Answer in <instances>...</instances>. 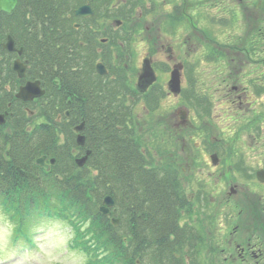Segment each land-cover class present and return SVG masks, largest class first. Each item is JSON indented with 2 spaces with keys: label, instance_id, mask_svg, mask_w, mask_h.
I'll return each mask as SVG.
<instances>
[{
  "label": "trees",
  "instance_id": "obj_1",
  "mask_svg": "<svg viewBox=\"0 0 264 264\" xmlns=\"http://www.w3.org/2000/svg\"><path fill=\"white\" fill-rule=\"evenodd\" d=\"M80 3L62 0L66 41L58 30L61 0H19L0 21V42L6 33H17L28 59L26 77L39 79L45 89L37 112L44 121L33 127L36 115L14 97L19 81L13 55L0 46V113L7 112L0 126V205L25 237L28 218L68 221L72 245L85 252L87 264H200L203 232L179 225L187 197L172 157L176 139L158 120L138 129L141 122L127 104L134 91L117 58L115 64L107 58L106 76L96 74L93 50L74 42L75 30L67 23L66 13ZM46 38L49 47L38 44ZM214 51L211 46V57ZM80 120L90 151L81 167L75 159L83 149L73 130ZM148 133L159 143L146 139ZM43 154L55 159L48 171L35 163ZM107 194L115 201L117 226L98 211Z\"/></svg>",
  "mask_w": 264,
  "mask_h": 264
},
{
  "label": "rangeland",
  "instance_id": "obj_2",
  "mask_svg": "<svg viewBox=\"0 0 264 264\" xmlns=\"http://www.w3.org/2000/svg\"><path fill=\"white\" fill-rule=\"evenodd\" d=\"M252 1L244 0V5L253 6L250 8L252 25L258 26L263 16L261 3L257 2L256 4L252 3ZM92 4L97 10L98 21L104 22L106 26L109 19L111 21L113 17L120 18L117 14L121 11L132 9V17L129 19L127 31L122 36L119 35V37L129 46L132 36L131 51L134 60L132 61L133 68L131 72L134 78L141 65L140 59L144 53H149L156 49V44L152 43L150 45L141 41L144 35V32H141L142 27L149 25L155 31L156 26H159L160 21H163L165 17L157 13L144 16L149 20L146 23L144 17H140L142 7L137 4L134 5V1L95 0ZM227 4L232 6L233 2L228 0ZM108 10L112 13L109 19L106 18ZM213 13L220 14L217 11H213ZM242 19L246 20V16ZM162 25L163 23H161ZM195 30L198 31V28H195ZM118 31L120 32L121 28ZM226 34H220V37L223 40H228ZM161 38L163 41L167 39L163 36ZM183 38L184 35L180 37L179 42ZM194 45L192 40L187 38L184 50L191 49ZM224 47L227 46L224 45ZM229 47L233 50L234 46ZM163 54L157 53L155 56L161 58ZM87 59L88 65H91L92 57H87ZM207 60L208 57L204 56L203 60L197 63L198 73L196 72V75L198 77L196 87L205 95L204 97H207L209 111L208 113H203L204 108L202 106H199L194 111L196 107L194 103L192 109L190 108L191 119H193L194 124L203 128L210 140L221 139L217 141L219 153L225 152V154H229V152H232L234 154L233 162L242 159L246 166L245 170L250 177L246 179L244 177L245 174L237 171L229 173L227 169L229 168L230 158L228 156L225 159L223 157L224 162L218 167L209 165V156L200 152V149L194 145L195 142H201V135L194 136V142H191V140L189 143L186 142L187 144H182L181 141L183 139L187 140L191 131L184 128L173 129L171 125L175 120V117L171 116L175 107L173 98L167 97L160 101L161 109L159 113H152L148 116L147 122H150L151 124L149 125L152 126L154 121L158 119L160 127L164 128V124L167 125L166 128H170L169 133L176 138V143H173L172 152L174 155L172 157L183 158L181 176L184 189L182 191L187 199H190V203L187 202L185 208L180 211V224L182 226L187 224L191 228H194L193 225H195L203 232L204 240L198 255L200 258L199 263L252 264L251 258L241 260L240 249L237 244L243 245L246 241L251 242L252 235L258 228L260 229L259 231H263L259 226L261 219H264V210L258 211L255 209L253 202H262L264 207V189L261 188L250 173L258 166L264 165V146L262 145L264 141V118L262 119L261 117L264 115V95L253 100L257 103L253 104V106H256L255 111L259 112L257 114L258 118L255 113L247 112L245 109L239 111L236 108V103L229 102L232 99L229 96L227 98L229 101L224 103L226 95H224V82L221 77V61L212 63V60H209L207 63ZM232 68H235L233 63L228 66L227 71H230L233 76L234 69ZM136 109L138 112L143 113L141 105H137ZM252 114L258 120L251 129H245L241 125L248 122ZM142 125H139V130L144 129L145 125ZM257 127L259 132L255 130ZM146 139L153 140L155 144L159 143L160 140L153 138L151 133H148ZM240 142L247 144L254 151L249 152V147L240 144ZM80 156L81 154H78L76 157ZM193 157L194 159H192ZM188 168H195V173L198 177L197 169L202 168L201 171L206 172L204 181L202 179L196 182L195 178H191V172ZM223 170H226L225 175L220 178ZM192 180L193 182H191ZM232 185H236L237 189L240 190L236 194L229 196L227 192ZM13 227L11 220L0 206V264H84L86 261L87 257L80 250V247L71 245L74 227L64 219L45 216L30 221L27 228L31 243L24 237L19 236L20 234L16 233Z\"/></svg>",
  "mask_w": 264,
  "mask_h": 264
},
{
  "label": "flooded vegetation",
  "instance_id": "obj_3",
  "mask_svg": "<svg viewBox=\"0 0 264 264\" xmlns=\"http://www.w3.org/2000/svg\"><path fill=\"white\" fill-rule=\"evenodd\" d=\"M81 1L80 5L88 4L91 7V14H79L74 15L73 11L71 13L67 14V23L70 20L72 21V28L75 30L74 34V42H77L83 49L89 48L92 49L94 52V55L97 56L96 63L102 62L108 68L107 58H109L110 62L111 60H115L116 58H120V61L127 60L129 62H132L134 58L132 56L129 57V54L127 52H121L120 54L114 55V47L115 42L117 41L121 48H118L119 50H123L124 45L122 44L121 38L124 33H126L127 25L129 22V19L132 17V9L128 10L125 9V11H121L119 13V17L121 18V22L117 26H115L114 23V17L110 21V17L112 16V13H110V10H108L106 14V18L109 19V22L107 23V26L104 22L98 21L97 18V10L93 8V2L95 0H78ZM105 1H118V0H105ZM119 1H134V5L137 4L138 6H141V15L140 17H146L149 15H153L154 13L162 14L163 21H160L159 26H156L155 31L152 30V26L145 25L142 27L141 32H144L143 37L141 38L142 42H147L150 45L156 44L155 51L146 52L141 57L140 61L143 64L144 60H148V63H150L154 75L155 80L151 83H148L145 88L142 86V90L139 92L136 89V81L137 76L135 78V81L132 83L133 87L136 89L135 93L138 94L142 99H149L152 96H158L161 95L162 92H165V98H173L174 99V109L172 111L173 117H175L174 122H172V126H174L175 129L177 128H189L193 126L192 119L190 116V104L194 102L193 97V91L192 89H186L185 95H183L182 92L179 94H173L169 91L168 88V79L170 75V71L172 70H178L180 72V79H181V86L186 87V85L190 84V81L192 80L194 76V70H195V63L194 60H191V52L195 50V47H192L191 49L184 50L185 43L187 42V38H190L192 40V43L195 44L194 40V34L204 32V30H198L196 31L194 29V17L199 16L200 18L205 19L210 15V7L213 5V7L217 9H223V8H229L228 10H231L233 14H237L241 17L246 16L252 17L250 13V8L253 7L252 5H244V0H231L233 2L232 6H229L227 4L228 0H119ZM252 3L257 4V0H253ZM18 5V4H17ZM79 5V6H80ZM131 6V5H128ZM17 7V6H16ZM138 8V7H137ZM136 10V9H135ZM134 11V10H133ZM229 12V11H228ZM10 13L6 12H0V21L2 20L3 15H8ZM230 14V12H229ZM122 16H128V21L125 19H122ZM145 19L146 23L149 22L148 19ZM62 18L65 19L66 15L62 17V0H61V10H60V17L58 19V30H59V38L60 40L66 41V33L65 30L62 32ZM170 20V24L168 23ZM125 23V25H123ZM151 23V22H150ZM161 23L163 25L161 26ZM46 25V24H45ZM44 25V26H45ZM121 31L119 32L118 30ZM257 26L250 25L248 20L241 25H238L235 28V31L237 33L236 35V41L235 44H233L234 48L233 50L230 49V47H222L220 52L223 54L224 59L227 63L231 65L233 63L235 65L234 74H235V81L233 83H227L225 85L226 88L224 90V95H226L225 101L227 100L228 96L231 97L230 99L231 103H236V108L241 111L244 110L247 112L255 113L256 116L258 112L255 111L256 106H253V104H257L256 101H253L254 98L259 97V95H263L264 91L261 93L257 92V84L260 79V85L264 88V37L261 38L260 41L262 47L260 49L261 53L258 54L257 52V46L256 44L250 40L252 39V34L254 33L253 30H257ZM164 31V32H162ZM24 30L20 31L19 34L22 36V33ZM26 34L27 31H25ZM8 34L11 35L12 40H14L15 46L17 45L16 39L17 33H6V36L4 40L0 42L1 48H4V41L8 37ZM184 35V38L181 42H179L180 37ZM163 36L164 38H167L163 41L161 38ZM70 39V37H69ZM231 39V38H229ZM228 39V40H229ZM171 40V42H169ZM50 39L46 38L45 41H40L38 44L49 47ZM200 44V43H199ZM20 47L19 45H17ZM16 46V47H17ZM202 47L201 45L196 46V48ZM203 48V47H202ZM160 53L163 54V57L157 58L155 54ZM14 56V60L18 57L17 53H11ZM21 60H26L28 63V59L25 57L24 54H22ZM60 63H62V59L60 60ZM125 65H127L126 62H124ZM141 65L139 67L140 74ZM109 71V68H108ZM27 72V71H26ZM26 72L22 76L21 79H18V89L21 85H24L27 81L32 80H38L40 83L41 81L39 79H32L26 77ZM226 72L230 73V71ZM18 76V75H17ZM19 77V76H18ZM42 85V83H41ZM17 89V90H18ZM184 89V88H183ZM231 95V96H230ZM143 108L145 109V113L148 109L151 108L144 105ZM156 109H159L157 107ZM244 111V112H245ZM257 118L253 117V114L251 118H249L248 122L243 123L241 126L246 128H251L253 125L257 122ZM242 132V131H240ZM220 138H217V141ZM221 140V139H220ZM214 141L215 143H213ZM215 140H210L209 138L202 137L201 142H195L194 145L200 149V152L206 154L210 158L211 150L213 152H218V144H216ZM242 145H245L244 143H241ZM214 146V147H212ZM245 146H248L247 144ZM249 147V146H248ZM249 151H254L250 147L248 148ZM198 150V149H197ZM218 154V153H217ZM194 159V157L192 158ZM201 160V159H200ZM185 161V160H184ZM202 162V160H201ZM182 162H178V165H182ZM210 165V160L209 163ZM221 164V158L219 157L218 165ZM183 169V168H182ZM188 170L191 172V178H195V181L198 182L201 179V175L203 176L206 172H202V168L197 169V173L199 174V177L195 173V168H188ZM209 172V171H208ZM197 179V180H196ZM193 182V180L191 181ZM258 184L261 186L262 189H264V183L258 182ZM229 189H233L232 194H236L240 189H237L236 185L230 186ZM253 207L257 209L258 211L264 210V207L262 206V202H253ZM260 228L263 229V231H259L258 228L255 233L252 235V241L247 242L243 245L237 244V247L240 249V257L245 259L252 260V264H264V219H261L260 221ZM256 234V235H255ZM255 237V238H254Z\"/></svg>",
  "mask_w": 264,
  "mask_h": 264
},
{
  "label": "water",
  "instance_id": "obj_4",
  "mask_svg": "<svg viewBox=\"0 0 264 264\" xmlns=\"http://www.w3.org/2000/svg\"><path fill=\"white\" fill-rule=\"evenodd\" d=\"M18 0H0V11H5V12H11L14 7L16 6ZM91 10L88 4L82 5L80 7H78L77 9L74 10L75 15H79V14H91ZM4 47L7 48L8 50L12 51L15 50L14 48V42L11 39V37H8L6 43L4 44ZM13 68L18 72V75L20 77H22L24 75V70L25 67L24 65L20 64L18 61L14 62ZM96 69L100 74H104L106 73L105 68L103 67V65L101 63H98L96 65ZM154 79L153 76V71L148 63V60H144L143 65H142V72L138 77V83L137 86L138 88H145V86L152 82ZM169 87L172 91L174 92H178L180 90V80H179V76L178 73H176V71L174 70L173 72H171V77L169 79ZM43 93V91L40 89L39 83L37 81L34 82H26L25 85H22L19 89V91L17 92L16 96L21 98L22 100H31L36 96H40ZM0 122H2V115H0ZM81 128V125L77 127V129L79 130ZM83 136L82 135H78L77 137V142L79 144H83ZM45 156H41L38 159H36V163L43 166L44 168L48 169L49 166L45 163ZM213 163H216L217 157L216 154H212L211 156ZM84 158H82L81 160H79V163H82V160ZM51 163L54 162L53 159L50 160ZM257 178L261 181H264V169H261L259 171H257ZM113 205V200L110 196H106L104 198V205L100 206V211L103 214H109V207ZM114 223L116 224L117 221L114 220Z\"/></svg>",
  "mask_w": 264,
  "mask_h": 264
}]
</instances>
